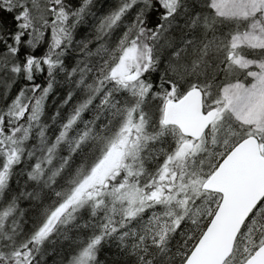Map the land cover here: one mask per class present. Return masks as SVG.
I'll return each instance as SVG.
<instances>
[{"label": "snow or ice", "instance_id": "6c2138e0", "mask_svg": "<svg viewBox=\"0 0 264 264\" xmlns=\"http://www.w3.org/2000/svg\"><path fill=\"white\" fill-rule=\"evenodd\" d=\"M0 264H264V0H0Z\"/></svg>", "mask_w": 264, "mask_h": 264}]
</instances>
